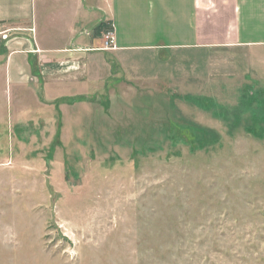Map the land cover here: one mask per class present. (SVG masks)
Here are the masks:
<instances>
[{
    "label": "rangeland",
    "instance_id": "1",
    "mask_svg": "<svg viewBox=\"0 0 264 264\" xmlns=\"http://www.w3.org/2000/svg\"><path fill=\"white\" fill-rule=\"evenodd\" d=\"M58 8L47 21L40 8L39 27L59 43L72 21ZM139 61L161 75L116 76L48 110L16 108L24 94L0 72V264H264V61Z\"/></svg>",
    "mask_w": 264,
    "mask_h": 264
},
{
    "label": "crops",
    "instance_id": "2",
    "mask_svg": "<svg viewBox=\"0 0 264 264\" xmlns=\"http://www.w3.org/2000/svg\"><path fill=\"white\" fill-rule=\"evenodd\" d=\"M48 5L61 7L56 20L72 21L59 43L39 27V9L47 21ZM95 9L100 16L93 32L77 33ZM0 29L9 31L0 43L3 85L14 97L24 94L16 108L33 98L48 110L52 102L87 96L116 76L154 79L161 74L146 75L139 59L160 52H240L264 61V0H0ZM106 29L113 49L99 51Z\"/></svg>",
    "mask_w": 264,
    "mask_h": 264
},
{
    "label": "built area",
    "instance_id": "3",
    "mask_svg": "<svg viewBox=\"0 0 264 264\" xmlns=\"http://www.w3.org/2000/svg\"><path fill=\"white\" fill-rule=\"evenodd\" d=\"M9 38V31L0 29V43L6 42ZM113 34L110 29H106L101 39V47L99 51H110L113 49Z\"/></svg>",
    "mask_w": 264,
    "mask_h": 264
},
{
    "label": "trees",
    "instance_id": "4",
    "mask_svg": "<svg viewBox=\"0 0 264 264\" xmlns=\"http://www.w3.org/2000/svg\"><path fill=\"white\" fill-rule=\"evenodd\" d=\"M82 98V97H81ZM67 100V99H66ZM82 100H85L84 98H82ZM82 100H80V101H82ZM73 101H75V100H73ZM60 102H65V99H62L61 101H59V103ZM66 103H68V102H66ZM264 104H262V106H263Z\"/></svg>",
    "mask_w": 264,
    "mask_h": 264
}]
</instances>
